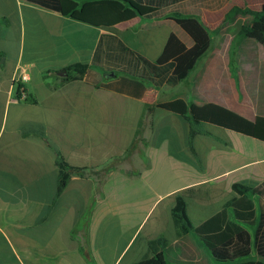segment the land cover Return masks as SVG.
I'll use <instances>...</instances> for the list:
<instances>
[{"label": "crops", "instance_id": "crops-1", "mask_svg": "<svg viewBox=\"0 0 264 264\" xmlns=\"http://www.w3.org/2000/svg\"><path fill=\"white\" fill-rule=\"evenodd\" d=\"M206 10L201 18L214 28ZM162 20L137 16L109 28L0 0V264H135L160 236L174 264H220L193 233L178 232L172 209L183 196L200 226L239 196L235 183L264 195V141L208 122L194 126L160 104L183 98L264 116V46L246 37L235 51L219 39L176 85L105 77L99 66L83 79H58L69 65L91 63L109 36L152 60L173 32L191 46L177 24ZM253 49L256 60L244 55ZM46 71L55 73L45 78ZM22 82L27 93L19 99ZM193 126L199 132L191 137ZM60 156L86 169L62 190Z\"/></svg>", "mask_w": 264, "mask_h": 264}, {"label": "trees", "instance_id": "trees-1", "mask_svg": "<svg viewBox=\"0 0 264 264\" xmlns=\"http://www.w3.org/2000/svg\"><path fill=\"white\" fill-rule=\"evenodd\" d=\"M38 6L57 11L66 16L101 27L113 28L119 23L137 16L161 18L177 24L191 39V46L183 42L176 33H172L161 56L155 60L127 46L117 36L101 39L91 63H76L62 70L61 82H69L83 77L93 66L105 69V77L129 76L133 79L151 81L156 86L176 85L185 79L194 69L197 61L211 48L212 31L202 20L204 9L217 11L231 0H27ZM239 15H251V25L237 21L239 33L256 39L264 46V3L261 9L232 6L225 15V21L236 19ZM1 60L3 53L0 52ZM55 71H46L48 78ZM56 85L55 87H57ZM20 84L18 98L24 91ZM141 91L145 89L140 84ZM27 93V91H26ZM27 100L37 103L33 94H27ZM160 106L166 110L189 116L193 125L203 122L212 123L236 132L253 136L264 141V116L248 119L233 110L215 103L188 104L183 98L163 102ZM191 129V137L199 132ZM60 185L62 190L72 173H83L85 168L69 165L61 156ZM233 188L239 196L228 201L223 209L200 226H194L186 209V200L178 196L172 209L178 232L193 233L210 251L220 264H264V195L259 188L244 183H235ZM149 254L135 264H174L166 255L167 243L164 236L150 240ZM253 250L257 259H248Z\"/></svg>", "mask_w": 264, "mask_h": 264}, {"label": "rangeland", "instance_id": "rangeland-1", "mask_svg": "<svg viewBox=\"0 0 264 264\" xmlns=\"http://www.w3.org/2000/svg\"><path fill=\"white\" fill-rule=\"evenodd\" d=\"M263 3H264V0H232L231 3L226 8H223L221 10H218V11L206 10L207 17H208V19H210L212 21V25L214 26V28H212V27H210L209 24L205 23L210 28V30L212 31L213 42H212L211 47L215 46L218 43L219 39L224 40V41L226 39V42L229 43L230 48H231V46H234L233 48L236 51L237 46L240 44V40L246 39L245 36H243L239 33L240 28H237L236 22L238 19H240L242 24L251 25L252 17H251V15H239L234 20L225 21L226 10H229L234 5H238L241 7H247L248 6V7L253 8V9H261ZM223 15H224V17L222 19H220L221 16H223ZM165 24L170 26L172 29H175L174 28L175 24L173 22H170L167 20H162L161 25H165ZM165 31L169 32L170 30L165 29ZM166 35L167 34H161V44H164L165 39H166V38L164 39V36H166ZM230 36L232 38H229ZM263 49H264V47H263ZM158 50H159L158 45L150 48V51L152 53H157ZM252 51H253V53H251V54L245 53L244 55L248 57V55H246V54H249L252 56V60H256L261 54H260V52H258V50H255V49H253ZM235 55H236V52H235ZM247 57H246V59H247ZM166 91H167V94L170 95L171 93H175V88L173 86H168V87H166ZM250 258H252V259L258 258L255 250H253V253L250 256Z\"/></svg>", "mask_w": 264, "mask_h": 264}, {"label": "built area", "instance_id": "built-area-1", "mask_svg": "<svg viewBox=\"0 0 264 264\" xmlns=\"http://www.w3.org/2000/svg\"><path fill=\"white\" fill-rule=\"evenodd\" d=\"M21 78H22V80H26L27 79V76L25 74H23ZM23 94L26 95L25 92Z\"/></svg>", "mask_w": 264, "mask_h": 264}]
</instances>
